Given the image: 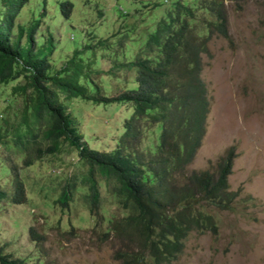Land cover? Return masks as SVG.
Returning a JSON list of instances; mask_svg holds the SVG:
<instances>
[{
	"label": "trees",
	"instance_id": "1",
	"mask_svg": "<svg viewBox=\"0 0 264 264\" xmlns=\"http://www.w3.org/2000/svg\"><path fill=\"white\" fill-rule=\"evenodd\" d=\"M28 1L0 0V101L14 104L21 98L13 113L14 133L4 145L12 155L7 162H0L11 193L8 195L0 184V202L26 201L22 169L42 160L49 162V156L71 157L67 164L73 170L64 178L54 204L66 209L74 192L87 186V210L99 229L96 238L101 242L117 239L113 257L119 264H171L189 232H217L208 210L233 209L231 202L241 191L229 190L228 176L236 157L232 148L218 162L215 172L186 173L200 147L209 110L198 75L199 51L205 50L212 36L229 39L225 0H170L159 18L155 15L151 25L145 24L144 40L132 60L127 58L132 44L129 51L125 48L127 39L138 37L132 30L128 38L116 41L115 52L120 57H111L109 38L98 41L105 47L102 58L111 59L101 70L95 54L84 56L83 47L72 50L55 68L50 59L57 48L54 38L50 35L39 41L37 36L40 23L49 28L45 20L47 0L26 23H15ZM159 6L153 4L155 9ZM60 7L69 17L72 3L60 0ZM142 15L139 11L137 22L143 20ZM127 68L135 70V86L124 85L111 94L105 74L116 77L117 69ZM75 98L131 109L113 147L99 150L83 139L69 109ZM5 135L8 131L0 125V139ZM146 135L153 136L154 142L142 147L139 142ZM96 174L106 180L123 210L121 217L107 218L104 230L103 217H98L101 205ZM66 234L73 235L72 229ZM28 235L36 244L45 239L33 225ZM36 251L39 254L32 257L33 261L0 251V264H48L39 246Z\"/></svg>",
	"mask_w": 264,
	"mask_h": 264
},
{
	"label": "rangeland",
	"instance_id": "2",
	"mask_svg": "<svg viewBox=\"0 0 264 264\" xmlns=\"http://www.w3.org/2000/svg\"><path fill=\"white\" fill-rule=\"evenodd\" d=\"M69 1L72 9L69 17H65L60 0H47L45 20L49 28L46 30L45 24L40 23L39 41L50 35L54 38L57 48L50 59L55 68L72 50L83 47L84 56L95 54L100 70L106 69L111 59L102 58L105 47L98 41L109 38L111 57H120V53L115 52L116 41L127 37L132 30L138 37L125 41L126 51L130 50L127 58L132 60L144 40L145 24L151 25L154 16L159 18L171 2ZM154 3L160 6L155 9ZM43 6V0H29L15 23H26ZM225 6L229 39L212 36L205 50L199 51L201 66L198 75L206 90L209 110L200 147L186 173L215 172L218 162L232 148L236 157L228 176L229 190L240 188L241 191L231 202L233 209L208 210L217 232H189L183 240L182 251L171 264H264V0L238 3L225 0ZM139 11L144 15L140 17L143 20L137 22ZM12 31L16 33V28ZM57 57L63 58L57 60ZM106 75L110 72L104 79L111 94L124 85L135 86V70L117 69L114 72L116 77ZM20 103L21 98L14 104L0 101V115L4 114L0 116V125L8 131V135L0 139V162H7L12 155L11 149L4 145L14 133L13 113ZM69 109L78 122L83 139L90 147L99 150L115 145L123 120L131 112L129 107L122 109L119 104L94 105L80 98L73 99ZM150 132L152 130L147 134ZM151 142H154L153 136L146 135L139 143L144 147ZM49 158V162L42 160L21 170L26 185L25 202L14 204L8 199L0 202V251L13 258L33 261L32 257L39 254L36 251L39 246L48 264H119L113 257L117 239L101 242L96 238L99 229L94 225L92 213L87 210V186L74 192L66 209L61 210L58 204H54L64 178L73 168L67 164L71 157L66 160L56 156ZM1 170L0 184L10 195L11 185L4 181L7 173ZM96 179L101 205L98 217H103L101 230H104L107 218L121 217L123 210L106 180L98 174ZM80 216H84L83 219ZM31 225L44 233L45 239L40 244L29 239ZM62 225L64 230L59 229ZM69 229L73 235L66 234ZM63 232L65 235L61 234Z\"/></svg>",
	"mask_w": 264,
	"mask_h": 264
},
{
	"label": "clouds",
	"instance_id": "3",
	"mask_svg": "<svg viewBox=\"0 0 264 264\" xmlns=\"http://www.w3.org/2000/svg\"><path fill=\"white\" fill-rule=\"evenodd\" d=\"M70 13H71V11H70ZM70 13H69V15H70ZM78 129H79V125H78ZM25 188H26V185H25ZM237 190V189H236ZM234 191V190H233ZM25 196H26V189H25Z\"/></svg>",
	"mask_w": 264,
	"mask_h": 264
}]
</instances>
